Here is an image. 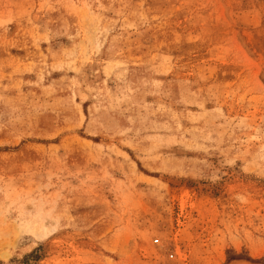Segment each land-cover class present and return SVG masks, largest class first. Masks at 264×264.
<instances>
[{
	"label": "rangeland",
	"instance_id": "1",
	"mask_svg": "<svg viewBox=\"0 0 264 264\" xmlns=\"http://www.w3.org/2000/svg\"><path fill=\"white\" fill-rule=\"evenodd\" d=\"M0 264H264V0H0Z\"/></svg>",
	"mask_w": 264,
	"mask_h": 264
},
{
	"label": "bare ground",
	"instance_id": "2",
	"mask_svg": "<svg viewBox=\"0 0 264 264\" xmlns=\"http://www.w3.org/2000/svg\"><path fill=\"white\" fill-rule=\"evenodd\" d=\"M44 229V228H43Z\"/></svg>",
	"mask_w": 264,
	"mask_h": 264
}]
</instances>
